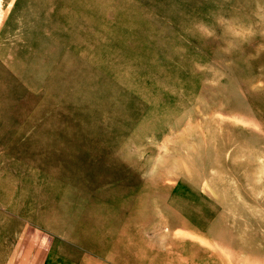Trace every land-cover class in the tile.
Returning a JSON list of instances; mask_svg holds the SVG:
<instances>
[{"label": "rangeland", "instance_id": "obj_1", "mask_svg": "<svg viewBox=\"0 0 264 264\" xmlns=\"http://www.w3.org/2000/svg\"><path fill=\"white\" fill-rule=\"evenodd\" d=\"M6 194L46 264H264V0H0Z\"/></svg>", "mask_w": 264, "mask_h": 264}, {"label": "crops", "instance_id": "obj_2", "mask_svg": "<svg viewBox=\"0 0 264 264\" xmlns=\"http://www.w3.org/2000/svg\"><path fill=\"white\" fill-rule=\"evenodd\" d=\"M29 196L26 197V204H22L20 209L13 208L12 202L15 199L13 194H6L4 198L8 201L0 202V232L3 236V239L0 238V264H46L52 255V242L55 235L49 227L26 229V236L24 234L20 239L18 233H12L11 227L15 225L13 222L18 217L25 218L26 224L29 223L27 213L21 212L33 206Z\"/></svg>", "mask_w": 264, "mask_h": 264}]
</instances>
